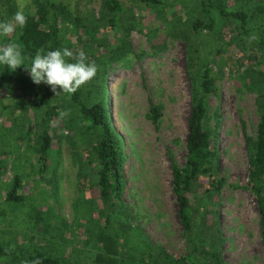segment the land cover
<instances>
[{"label":"rangeland","instance_id":"374dc122","mask_svg":"<svg viewBox=\"0 0 264 264\" xmlns=\"http://www.w3.org/2000/svg\"><path fill=\"white\" fill-rule=\"evenodd\" d=\"M58 1L81 20L98 16L99 0ZM121 1L132 8L133 17L140 24V30L131 31L127 37L129 52L109 65L104 81L111 119L124 147L122 211L133 231L123 237H129L132 243H141L145 238L170 255L182 256L186 244L177 220L166 152L178 168H184L191 112L185 46L181 40L159 32L160 21L137 0ZM181 2L185 4L187 0H179L175 7L166 9L165 19L180 12ZM31 9L29 2L25 10L28 16ZM16 11L17 0H0V20L11 18ZM65 24L68 32L63 40L68 49L74 53L82 50L91 60L94 49L89 46V38L80 33L76 36L69 23ZM18 33L17 29L11 38L0 37V43L9 39L16 42ZM119 35L106 28L101 36L94 37L110 42ZM130 53L133 60L127 59ZM25 63L30 64L31 59H25ZM234 63L226 61L221 68L210 63L214 90L208 99L207 125L210 146L225 182L217 205H208V209L217 212L224 264H264L255 199L246 188L247 161L259 122L256 94L242 86ZM25 67L12 72L0 65V244L10 251L35 248L74 264H96L103 249L92 237L87 238V227L91 226L87 222L94 213L97 192L91 175L85 179L77 176L85 156L92 157L91 137L83 138L79 133L77 118L74 126H69V119L76 115L68 109L70 114L57 125L49 123L51 146L45 168L38 171L35 133L41 110L36 106L50 90L45 83L35 84ZM151 105L160 110L156 122L148 117ZM57 110L59 113L61 109ZM90 168L93 170V162ZM14 176L21 179L17 190L21 201L3 203ZM45 211H50V219L42 227L39 219ZM127 244L131 245L129 241ZM128 252L124 249L118 261L129 259Z\"/></svg>","mask_w":264,"mask_h":264},{"label":"trees","instance_id":"16d2710c","mask_svg":"<svg viewBox=\"0 0 264 264\" xmlns=\"http://www.w3.org/2000/svg\"><path fill=\"white\" fill-rule=\"evenodd\" d=\"M99 1L98 16L86 17L85 21L58 0H30L35 14L28 16L27 25L23 29L18 28L16 40L22 45V52L27 60L34 58L40 48L45 52L63 49L67 47L63 36L68 32L65 24L68 22L70 31L76 36L80 33L88 37L89 46L94 49V56L92 54V59L88 62L95 61L98 66L97 75L77 92L61 93L55 97L51 87L45 85L50 93L37 102L36 107L41 110V116L37 121L35 145L38 171L41 172L45 168L47 152L52 141L49 123L59 117L57 109L73 110L76 116L69 119V126H74L77 118L75 126H78L79 133L83 138L91 137L88 144L92 157L85 156V163L79 168L77 176L85 179L91 175L97 192V204L87 222L91 224L87 227V232L90 230L87 238L92 237L103 249L96 264H224L217 212L210 211L208 205H217L225 180L218 167L217 155L210 146L207 119L208 99L214 90L210 63L221 68L226 61L235 62L238 69L235 73L242 86L256 94L259 122L247 161L246 188L255 199L264 251L263 2L232 0L229 6V0H187L185 4L181 2L180 12L170 19H165L166 9L175 7L179 0H137L160 21L162 28L157 30L181 40L186 51L191 112L187 126L184 168H178L166 152L172 175V194L177 204V220L186 244V251L181 256L170 255L145 238L141 243H132L129 237H123L132 230L127 224L125 212L122 211L124 208L121 195L125 186L122 168L124 147L111 119L108 89L104 81L109 65L129 52L127 37L131 31L140 30V24L133 17L132 8L124 5L121 0ZM106 28L120 34L117 40L110 41L114 44L113 47L104 38L94 37L96 34L101 36ZM251 34H256L258 40L248 44L246 37ZM57 91L62 92V89L58 88ZM58 101H63V104H57ZM148 117L152 122H156L160 117L159 108L151 105ZM75 157L78 159V155ZM92 162L93 170L90 168ZM20 183V177L14 176L7 185L3 203L13 204L21 201L20 195L17 194ZM51 214L53 215L52 210ZM208 214L214 218L212 221V218L207 219ZM49 215L50 211H45L42 218L38 217L41 221H36L44 227L47 225L46 219H50ZM128 241L131 245L127 244ZM124 249L129 251V259L118 261ZM35 259H39L41 264H74L61 256L45 253L40 249L26 251L15 248L10 251L8 247L0 244V263L10 261L19 264L21 261L31 262Z\"/></svg>","mask_w":264,"mask_h":264},{"label":"clouds","instance_id":"9594fccd","mask_svg":"<svg viewBox=\"0 0 264 264\" xmlns=\"http://www.w3.org/2000/svg\"><path fill=\"white\" fill-rule=\"evenodd\" d=\"M29 2L30 0H17V11L14 15L9 19L0 20V37L11 38L18 28L23 29L27 25L28 14L25 10ZM30 12L34 15L35 9H31ZM246 40L248 44H251L258 40V36L251 34L246 37ZM127 59H134L131 53ZM88 60V56L82 50L74 53L65 47L45 52L43 48H40L29 64L25 63L21 44L11 39L7 43H0V65L8 67L12 72L25 65V71L29 72L31 80L37 85L41 83L49 85L55 97L61 93L74 94L96 77L98 66L95 61L88 62ZM58 88L62 89V92L57 91ZM69 114L70 110H60L59 120L51 123L57 125ZM23 264H41V261L39 259L31 262L25 260Z\"/></svg>","mask_w":264,"mask_h":264}]
</instances>
